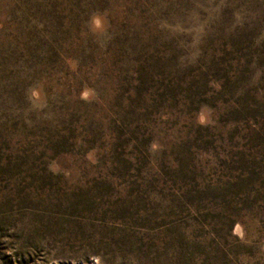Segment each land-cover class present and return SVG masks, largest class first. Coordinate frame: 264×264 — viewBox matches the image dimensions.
I'll list each match as a JSON object with an SVG mask.
<instances>
[{"label": "rangeland", "instance_id": "rangeland-1", "mask_svg": "<svg viewBox=\"0 0 264 264\" xmlns=\"http://www.w3.org/2000/svg\"><path fill=\"white\" fill-rule=\"evenodd\" d=\"M0 264H264V0H0Z\"/></svg>", "mask_w": 264, "mask_h": 264}]
</instances>
